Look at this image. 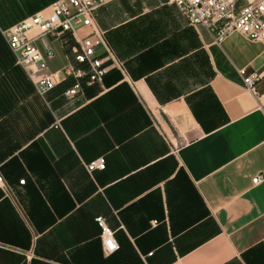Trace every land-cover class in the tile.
<instances>
[{"label": "crops", "instance_id": "obj_1", "mask_svg": "<svg viewBox=\"0 0 264 264\" xmlns=\"http://www.w3.org/2000/svg\"><path fill=\"white\" fill-rule=\"evenodd\" d=\"M54 1L0 0V30ZM94 15L123 69L72 98L74 47L44 38L61 82L42 98L0 32V264H264V103L239 73H264V44L216 43L166 0Z\"/></svg>", "mask_w": 264, "mask_h": 264}, {"label": "built area", "instance_id": "obj_2", "mask_svg": "<svg viewBox=\"0 0 264 264\" xmlns=\"http://www.w3.org/2000/svg\"><path fill=\"white\" fill-rule=\"evenodd\" d=\"M175 5L188 24L193 27L202 26L209 30L216 43L231 32H239L249 40L264 44V0H166ZM105 0H56L50 5L48 14L31 15L15 25L0 30L15 62L33 81L40 97L52 90L61 82L59 72H47V61L54 53L44 42L46 36H54L62 40L64 34L70 35L75 42L73 60L78 66L68 65L64 72L75 78V84L66 91L70 98L83 91L84 86L101 83L110 66L122 70V63L114 59L107 46L105 32L96 22L94 12L102 6ZM87 33L79 36L80 30ZM42 43L40 49L36 41ZM247 91L261 104L264 94L256 88L263 74L247 73L239 70ZM105 159L100 157L86 165L88 173L93 170H104ZM264 176L257 175L252 179L254 185L259 184ZM20 183H24L21 180ZM0 191L6 193L7 186L0 172ZM100 228V237L104 252L110 254L117 249L114 231L105 223L102 217L95 219Z\"/></svg>", "mask_w": 264, "mask_h": 264}, {"label": "trees", "instance_id": "obj_3", "mask_svg": "<svg viewBox=\"0 0 264 264\" xmlns=\"http://www.w3.org/2000/svg\"><path fill=\"white\" fill-rule=\"evenodd\" d=\"M62 42L66 50L71 49L72 47L76 46L75 42L71 39V37L68 34H64L62 36Z\"/></svg>", "mask_w": 264, "mask_h": 264}, {"label": "rangeland", "instance_id": "obj_4", "mask_svg": "<svg viewBox=\"0 0 264 264\" xmlns=\"http://www.w3.org/2000/svg\"><path fill=\"white\" fill-rule=\"evenodd\" d=\"M243 3H244L243 0H238L239 5H242Z\"/></svg>", "mask_w": 264, "mask_h": 264}]
</instances>
